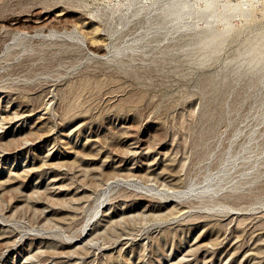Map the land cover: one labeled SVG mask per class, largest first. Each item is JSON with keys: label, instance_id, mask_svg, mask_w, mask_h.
Wrapping results in <instances>:
<instances>
[{"label": "rangeland", "instance_id": "obj_1", "mask_svg": "<svg viewBox=\"0 0 264 264\" xmlns=\"http://www.w3.org/2000/svg\"><path fill=\"white\" fill-rule=\"evenodd\" d=\"M151 2L0 0V264H264V1L217 49Z\"/></svg>", "mask_w": 264, "mask_h": 264}, {"label": "bare ground", "instance_id": "obj_2", "mask_svg": "<svg viewBox=\"0 0 264 264\" xmlns=\"http://www.w3.org/2000/svg\"><path fill=\"white\" fill-rule=\"evenodd\" d=\"M151 1H152L151 5L155 6V7H157L159 9V15H158V25L159 26L160 25H165V24H168V23H170L172 25H178L184 19L191 18L193 16H195L196 18H207L209 20L208 23H207V27L198 35V42H199V44H201L203 46V48L217 49L220 46V44L223 41H225L227 35L232 32V28L229 25H226L224 27H217L216 24H217V22H219L220 18H228L229 17V15H230L229 11L233 8L232 7L233 5L231 4V2H233L234 0L231 1V2L229 0H151ZM237 1L238 0H236V2ZM249 9L251 10L250 7H249ZM236 11H238V10H236ZM241 11L242 10L240 9V12ZM224 23H226V22H223V24ZM218 26H220V25H218ZM96 42H97V40L95 38H91L90 39V43L91 44H95ZM248 47H249L250 51H254V50L257 49L258 44L256 42H250ZM262 62L264 63V59H260L258 64L262 63ZM232 157L234 158L235 156H232ZM228 160H230V159H228ZM176 179H172V182H173V180L175 181ZM136 181H139L138 184H140V186L142 184H144L142 179H136ZM213 181H214L213 176H208L206 178V181H205L207 184L204 185V186H201V187L198 186L197 184H195L194 182H189L187 184V186H186V189L184 191H181V190H178V189L176 190V189H174L175 187H173V189H171V188H164V189L162 188V189H160L158 187V190L165 192V194H168L167 195L168 198L183 199V198H186V197H189V196L198 195L202 200H205L207 195H209L210 192L213 189L212 188V184H213L212 182ZM113 184H114V182L107 183L105 185L106 187L104 188V196H106L108 194V192L113 187ZM147 186H150V185H147ZM210 198H212V197H210ZM223 207L226 208L225 206H223ZM104 209L105 208L103 206V203L101 202L97 206L95 214H98V213L104 211ZM167 209H170L172 214H175V216H176L175 218L185 217V215L188 213L186 211V209L181 207L174 200H171V201L168 202ZM226 209H228V208H226ZM149 210H151V209H149ZM152 210L154 211L155 209H152ZM158 211H160V210L158 209ZM154 215H156V214H154ZM232 215L236 216V214H232ZM96 217H97V215H96ZM232 219H234V217ZM240 221H241V218H240ZM92 223H93L92 220H90L88 223L86 222L87 225L85 226V228H84V230H83V232L81 234V240H77L75 242V244H81L84 241H87V237L89 236V231H91V229H89V227L92 225ZM201 241L203 242V240H201ZM88 244H90V243H88ZM195 245L197 246V242H196ZM256 249H254V250H256ZM247 251H245V252H247Z\"/></svg>", "mask_w": 264, "mask_h": 264}]
</instances>
